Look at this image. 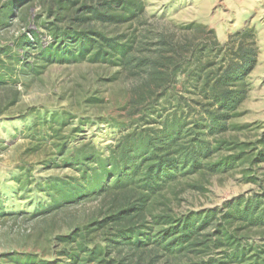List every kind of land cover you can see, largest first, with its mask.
Returning a JSON list of instances; mask_svg holds the SVG:
<instances>
[{
	"label": "rangeland",
	"instance_id": "obj_1",
	"mask_svg": "<svg viewBox=\"0 0 264 264\" xmlns=\"http://www.w3.org/2000/svg\"><path fill=\"white\" fill-rule=\"evenodd\" d=\"M11 1L0 0V71H12L11 81L0 89V264H68L66 246L57 238L71 236L73 223L87 222L103 207L100 200H91L53 212L66 202L65 197L72 196V188L80 185V172L76 165H69L74 151L88 154L94 150L101 157H108L110 148L129 131L156 127L174 113L188 121L200 118L202 110L195 103L203 99L192 81V74L200 65L191 59L189 71L181 75L174 93L177 98L184 97L190 107L181 111L175 102H160L156 112L140 122L142 125L131 126L140 119V115L131 116V91L136 80L118 65L94 61V52L79 62L49 64L37 75H27L22 70L19 60L24 59L29 65H37L38 61L36 48L19 46L23 35H29L32 28L38 29L42 43L48 46L53 37L43 26L58 23L65 29L74 15L56 22L47 12L53 0H33L29 12L26 4H15L19 7L3 23L1 18L11 11ZM141 2L143 19L93 27L121 43H129L135 37L141 39L149 30L154 32V43L155 34L203 25L207 32L197 36V43L201 48L206 42H215L211 58L216 69L226 67V58L232 57L231 49L237 50L243 42L255 50L254 68L245 78L247 92L243 102L231 114L225 131L207 133L205 137L212 148L223 143L207 162L219 163L242 154L239 145L248 146L245 156L226 172L211 173L206 168L166 185L150 200L152 214L183 218L223 209L236 200L262 196L264 161L259 155L264 151V0ZM81 5L82 2L75 10ZM244 33L247 36L242 37ZM16 95L18 100L12 106ZM54 115L56 123L52 121ZM246 158L254 163L245 162ZM61 180L63 183L58 182ZM87 181L83 187L88 189L93 181ZM241 227L233 228L242 237L241 245L264 246L263 230ZM91 239L90 249L105 246L106 239L101 235L93 234ZM211 258L223 259L225 255L217 250L203 260ZM198 260L192 255L178 257L171 263L191 264ZM164 261L163 258L157 264Z\"/></svg>",
	"mask_w": 264,
	"mask_h": 264
},
{
	"label": "trees",
	"instance_id": "obj_2",
	"mask_svg": "<svg viewBox=\"0 0 264 264\" xmlns=\"http://www.w3.org/2000/svg\"><path fill=\"white\" fill-rule=\"evenodd\" d=\"M32 1H11V11L1 21L5 23L16 11L19 6L15 4H26L29 12ZM81 2V7L75 10ZM143 11L141 0H53L47 9L48 15L62 22L73 13L71 25L65 29L58 23L43 26L53 37L48 46L42 43V35L34 28L18 43L23 49L36 48L38 52L37 65L19 60L27 75L40 74L52 63L79 62L91 52L96 62L122 67L136 80L131 91V116L140 115V119L131 126L142 125L156 112L160 102L167 105L175 102L181 111L190 107L184 97L177 98L174 93L181 75L189 71L191 59L200 65L188 75L192 74L193 86L203 99L195 103L201 107L200 118L188 121L174 113L156 127L129 131L110 148L108 157H101L94 150L88 154L74 151L69 165H76L75 169L80 172V185L72 188V196L65 197L66 202L53 212L91 200H100L103 207L87 222L73 223L71 236L57 238L66 246L64 254L70 260L68 264H157L163 258L164 264H172L178 257L192 255L199 260L191 264H264V246L241 245L242 237L233 229L241 225V229L264 232V194L183 218L167 213L153 215L150 204L166 185L178 178L206 168L211 173H223L245 156L248 146L239 145L242 154L219 163L207 162L223 143L212 148L205 137L207 133L225 131L231 114L243 102L247 92L245 78L254 68L255 50L243 42L237 50L231 49L233 58L225 57L226 67L216 69L211 58L215 42H206L201 48L197 43V36L207 32L203 25L192 24L180 32L155 34L154 43V32L149 30L141 39L135 37L129 43H121L118 38L93 27L99 23L116 25L140 20ZM244 36L247 35L244 33ZM7 50L2 53L7 54ZM11 75L9 68L0 71V89L7 87ZM17 100L16 95L10 105L14 106ZM52 121L57 122V115ZM63 150L62 147L60 152ZM259 158L264 161V151ZM245 162L253 164L254 160L246 158ZM89 178L93 183L87 189L83 185ZM93 234L106 239L104 247L89 248ZM217 250H222L225 258L203 260Z\"/></svg>",
	"mask_w": 264,
	"mask_h": 264
}]
</instances>
